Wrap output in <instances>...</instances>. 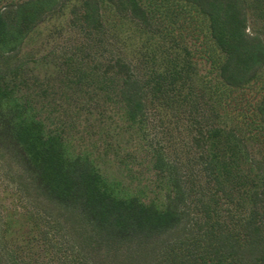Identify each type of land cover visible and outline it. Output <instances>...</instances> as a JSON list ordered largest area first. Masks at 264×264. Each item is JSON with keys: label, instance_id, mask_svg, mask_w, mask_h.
Listing matches in <instances>:
<instances>
[{"label": "rangeland", "instance_id": "rangeland-1", "mask_svg": "<svg viewBox=\"0 0 264 264\" xmlns=\"http://www.w3.org/2000/svg\"><path fill=\"white\" fill-rule=\"evenodd\" d=\"M235 1L248 43L264 46V0H206L204 8L187 0H136L144 16L134 13L131 0H0L10 25L0 43V78L50 130L64 132L70 156L90 155L115 196L138 197L163 209L172 184L179 182L184 193L195 190L193 199L226 190L235 200L248 194V212L259 209L264 64L241 73L242 86H228L222 77L228 55L213 39L207 14L211 2L229 7ZM24 3L33 6L16 16ZM117 61L133 73L125 92L131 106L143 105L135 122L120 109L122 83H113V73L102 76ZM213 126L241 139L239 161L220 178L222 187L207 170L222 151L199 150L194 142L200 129ZM158 159L163 171L156 170ZM34 207L65 219L0 151V227L6 220L16 225ZM0 261L7 264L2 248Z\"/></svg>", "mask_w": 264, "mask_h": 264}, {"label": "trees", "instance_id": "trees-1", "mask_svg": "<svg viewBox=\"0 0 264 264\" xmlns=\"http://www.w3.org/2000/svg\"><path fill=\"white\" fill-rule=\"evenodd\" d=\"M187 1L196 6L206 2ZM131 5L134 13L144 16L136 0ZM30 6H19L16 16ZM237 12L236 1L229 7L211 2L207 10L212 37L228 55L222 77L231 87L243 85L241 73L264 64V46L248 43L244 20ZM9 29L8 18L0 13L1 44ZM109 72L116 78L112 82L122 83L121 91L125 90L120 109L128 121L135 122L143 105L138 102L132 107V98L125 94L133 78L130 67L117 61L102 73L103 78ZM12 91L6 78H0V151L27 173L37 195L64 213L65 219L42 215L34 207L16 225L4 221L0 248L7 264H264V206L248 212L244 209L248 194L235 200L223 190L221 195L215 192L196 200L195 190L186 194L174 182L163 209L138 197H117L90 155L70 156L64 132L50 130ZM199 134L194 138L199 150L222 151L213 155L207 169L222 187L220 178L239 161L241 139L218 126L200 129ZM229 151L228 163L224 160ZM161 163L158 159L156 170H164ZM255 187L261 189L256 196L264 204V177Z\"/></svg>", "mask_w": 264, "mask_h": 264}]
</instances>
